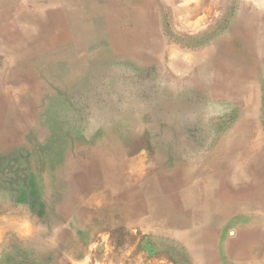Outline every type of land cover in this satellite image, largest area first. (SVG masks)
Here are the masks:
<instances>
[{
    "label": "rangeland",
    "instance_id": "374dc122",
    "mask_svg": "<svg viewBox=\"0 0 264 264\" xmlns=\"http://www.w3.org/2000/svg\"><path fill=\"white\" fill-rule=\"evenodd\" d=\"M0 264H264V0H0Z\"/></svg>",
    "mask_w": 264,
    "mask_h": 264
},
{
    "label": "bare ground",
    "instance_id": "6f19581e",
    "mask_svg": "<svg viewBox=\"0 0 264 264\" xmlns=\"http://www.w3.org/2000/svg\"><path fill=\"white\" fill-rule=\"evenodd\" d=\"M248 33H249V31H248ZM250 45V44H249ZM247 50V49H246ZM250 51V50H249ZM241 54V53H240ZM243 55V54H242ZM244 56V55H243ZM247 56V55H246ZM254 56V55H253ZM250 57V56H249ZM252 58V57H251ZM260 64V63H259ZM257 162V161H256Z\"/></svg>",
    "mask_w": 264,
    "mask_h": 264
}]
</instances>
